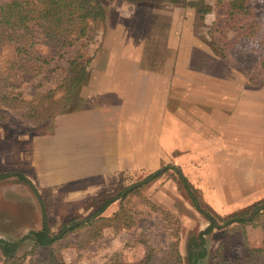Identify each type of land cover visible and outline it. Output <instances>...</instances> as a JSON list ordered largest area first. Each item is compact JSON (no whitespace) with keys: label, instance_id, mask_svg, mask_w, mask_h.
<instances>
[{"label":"rangeland","instance_id":"rangeland-1","mask_svg":"<svg viewBox=\"0 0 264 264\" xmlns=\"http://www.w3.org/2000/svg\"><path fill=\"white\" fill-rule=\"evenodd\" d=\"M7 1L9 0H0V15L1 6ZM99 1L108 11L114 10L120 3L136 4L127 0ZM229 1L154 0L139 4L164 11L172 6L191 7L195 34L204 40L213 53L219 54L223 50V53L227 54V60L231 63L235 74L243 77V83L264 89V0H246L248 11L240 13L237 20L231 23H228L227 14ZM210 9L212 13L207 14L204 19V14ZM116 13L118 11H112V16L111 13L109 15L110 20L107 22L105 18L104 22L95 28L90 45L84 46L83 42H78L75 47L61 51L57 55L43 44L36 45L44 56L52 58L38 74H18L6 78V70L14 55V45L9 42L0 43V88L21 93L24 98H31L53 89L66 75L68 60L75 50L81 48L88 56L95 57L104 44L106 35L111 33L110 25L113 26L116 22L120 24V30L123 29V35L126 29L127 36L131 39L146 33L143 25L138 24V15L141 14L132 10V13L126 14L124 18L121 16L117 18ZM145 18L151 21L150 12ZM155 18L157 16H154ZM152 24L149 23L153 27L151 43L154 42L156 33L158 35L155 42H158L159 37H164L168 20L162 16L160 20L157 18L155 24ZM251 30H256V33H247ZM149 34L150 28L147 37ZM119 36H121L120 31ZM161 42L163 41L159 40V43ZM222 46L225 48L221 49ZM157 49L161 50L162 54V45L150 47L149 55L151 59L155 57L153 60H157ZM89 69H92L90 63L88 74ZM81 89L83 86L76 93V97L71 99L65 107H60L52 117L39 121L24 118L21 114L22 109L13 110L11 107L0 104V112H4L6 116L5 119L0 120V175L20 172L31 181L39 194L38 197L27 182L16 176L0 177V239L17 241L30 231L41 229V202L51 230L57 231L62 223L74 218L76 220L87 218L99 207L103 199L166 166V170L160 177L141 186L125 199H117L100 215L112 219L121 206L126 205L135 220L132 227L116 229L112 225L104 226L99 239L83 243L80 247L77 242L85 237L83 238L82 235L81 238L79 232L70 234L57 244L55 253L60 262L104 264L113 254H117L121 261L130 264H144L149 256L152 257L148 264H163L160 260L163 250L176 242L182 264H241L240 261L247 250L262 245V229L251 225L244 227L230 225L214 229L204 237V241L199 239L200 231L207 227L208 222L194 208L176 171L170 167L175 166L181 169L182 167L175 164V161L177 156L181 159L183 154L171 152L168 143L161 144V152L155 145L153 147L152 143H145L147 157L135 161L132 158L125 159V171L120 175L115 189L100 193L85 203L65 198L63 193L53 190L48 184L49 172L43 170L42 161L39 160L34 149L31 150V141L52 135L55 133L54 129L59 117L87 106V100L84 94H81ZM9 147L12 148V153ZM159 154L161 157H157ZM193 160L190 162L193 163ZM253 165L264 166V158H260L258 164L254 162ZM186 170L187 168L181 169L190 183L197 188L205 204L217 215L225 216L247 207V205L243 207L234 205L242 201L240 196L245 190L251 191L252 195L257 194L264 198V174L262 173L227 175L219 173L218 171H222L219 168L213 169L217 174L198 173L195 167L189 168L187 172ZM239 179L243 182L248 180L251 184L244 185ZM229 196L232 198L229 199ZM254 202L255 200L251 201V203ZM31 247L32 242L25 240L16 253L24 254L30 251ZM42 253L41 249H37L23 259V264H45L37 263ZM200 253H203V256L194 261ZM219 255L226 261H220ZM3 260L4 256L0 250V264H3Z\"/></svg>","mask_w":264,"mask_h":264},{"label":"crops","instance_id":"crops-1","mask_svg":"<svg viewBox=\"0 0 264 264\" xmlns=\"http://www.w3.org/2000/svg\"><path fill=\"white\" fill-rule=\"evenodd\" d=\"M132 10L141 14L138 24L146 33L131 39L118 22L110 25L81 89L87 106L59 117L52 135L31 141V150L49 172V186L85 203L115 189L125 159L147 157L145 143L160 152L161 144L168 143L171 152L183 154L175 164L186 172L195 167L202 174H217L215 168L227 175L264 174V166L253 165L264 158V89L243 83L228 58L213 53L195 34L191 7L164 11L120 3L114 10L106 8V20L112 11L124 18ZM149 12L151 24L162 16L168 20L158 42V33L150 42ZM211 13L206 11L204 19ZM161 45L162 54L157 49V60L151 59L150 47ZM250 192L245 190L234 205L248 206L262 197Z\"/></svg>","mask_w":264,"mask_h":264},{"label":"trees","instance_id":"trees-1","mask_svg":"<svg viewBox=\"0 0 264 264\" xmlns=\"http://www.w3.org/2000/svg\"><path fill=\"white\" fill-rule=\"evenodd\" d=\"M127 1L140 3L154 0ZM227 7L228 23L235 22L240 13H245L249 9L246 6V0H230L227 3ZM0 17V43L9 42L14 45V55L5 73L7 78L18 74H38L45 65L49 64L52 58L44 56L36 48L38 44L47 46L55 55L75 47L78 42H83L82 45L84 46L90 45L94 38L93 31L106 18V8L99 0H9L2 4ZM247 33L254 34L256 30H251ZM247 33L245 32V34ZM223 48L225 47L222 46L221 49ZM85 53L81 48L75 50L68 60L66 75L53 89L36 94L31 98H24L21 93L0 88V104L11 107L13 110L22 109V116L28 120L39 121L52 117L60 107H65L71 99L76 97V93L86 84L89 77L88 66L92 57ZM219 54L223 57L227 56L226 53H223V50ZM5 118V113L0 112V120ZM170 167L176 171L194 208L208 222L207 227L200 231L199 239L204 241V237L214 229H221L230 225L260 227L263 232L262 245L258 248L247 250L246 255L240 262L241 264H264V198L245 208L220 216L215 214L205 204L197 188L190 183L181 169L175 166ZM165 170L166 166L149 173L139 182L129 185L118 193L103 199L99 207L87 218L80 220L70 219L62 223L57 231L51 230L41 202V229L32 230L17 241L0 239V250L4 256L3 264H23V259L27 255L33 254L37 249L43 251L37 263L63 264L58 259L55 251L56 247H58L57 244L70 234L79 232L81 238L82 235L83 238L85 237L80 242H77L80 247L83 243L99 239L104 226L112 225L116 229L132 227L135 224V220L126 205L125 207L121 206L112 219L104 218L100 215L111 203L117 199H125L141 186L160 177ZM6 176H16L24 180L39 197L33 184L24 174L9 172L0 175V177ZM25 240L32 242L31 250L17 255L18 248ZM202 256L203 253L198 254L194 261H197ZM151 257H147L144 264H148ZM219 258L220 261H226L220 255ZM160 260L163 264H182V257L176 242H173L167 249L163 250ZM104 264L130 263L121 261L117 254H113Z\"/></svg>","mask_w":264,"mask_h":264}]
</instances>
